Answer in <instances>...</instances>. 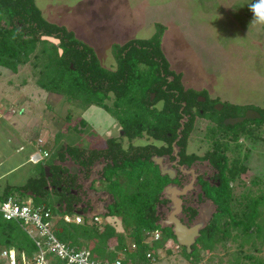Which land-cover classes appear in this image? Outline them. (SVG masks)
<instances>
[{
	"label": "trees",
	"instance_id": "16d2710c",
	"mask_svg": "<svg viewBox=\"0 0 264 264\" xmlns=\"http://www.w3.org/2000/svg\"><path fill=\"white\" fill-rule=\"evenodd\" d=\"M254 3L256 0L251 1ZM156 27L150 38L114 43L117 67L113 70L101 65L92 45L74 31L47 20L34 0H0V66L17 72L28 64L38 87L62 96L69 105L68 118H77L69 126L73 135L84 132L88 122L82 115L95 107L116 119L107 133L115 127L121 130L118 135L133 138L146 131L154 141L162 142L130 153L131 145L126 148L116 140L123 138L120 136L107 134L106 144L84 147L56 140V133L49 142L40 143L43 157L34 163V176L18 186L6 185L0 205L9 196L19 202L32 198L34 205L49 212L51 232L59 241L78 250L88 249L90 258L99 261L111 262L122 254V264H154L162 251L172 253L167 247L172 241L179 244L180 253L190 264L200 262L202 252H212L218 244L224 251L234 248L227 261L219 264H264V176L247 184L250 171L245 167L252 145L262 140L255 130L264 124V105L259 108L224 101L217 109L214 105L220 101L218 98H208L206 90L185 87L182 72L171 68L161 47L165 25L158 22ZM200 96L205 100L201 101ZM75 107L79 109L76 115ZM248 109L260 116L233 125L224 123L227 117L243 116ZM195 116L212 122L208 132L214 140H209L211 149L203 155L186 150ZM246 140L252 145L244 146ZM155 155H168L176 162L177 170L184 166L180 169L183 172L199 161H206L209 168H199L196 173L189 170L190 179L177 185V175L164 172L154 160ZM68 158L79 172L63 167ZM93 165L100 166L99 175L90 180L88 188L109 194L110 198L101 212V223L95 219L101 214L88 218V212L83 213L92 206L88 200L81 203L76 192L80 188L78 174L87 178ZM45 167L49 168L48 174ZM195 185L199 186L195 194L198 201H210L214 209L187 248L178 243L173 224L160 223L162 208L171 200L163 190L169 186L187 193ZM178 208L188 221L198 212L186 203ZM79 214L83 217L81 223L64 219V215ZM155 232L160 234L158 239H153ZM38 240L44 246L45 238ZM40 246L24 230L21 219H7L0 211V253L14 248L20 261L22 253L30 257ZM46 255L49 264H65L55 253Z\"/></svg>",
	"mask_w": 264,
	"mask_h": 264
},
{
	"label": "rangeland",
	"instance_id": "374dc122",
	"mask_svg": "<svg viewBox=\"0 0 264 264\" xmlns=\"http://www.w3.org/2000/svg\"><path fill=\"white\" fill-rule=\"evenodd\" d=\"M34 1L47 20L74 31L78 38L92 45L101 65L113 70L117 67L113 44H123L133 38H150L157 31L156 23L159 22L165 25L161 38L163 53L171 68L182 72L185 87L206 90L208 98L220 100L214 105L215 108L221 105L219 109L224 101L252 104L259 108L264 105V29L249 10L252 0ZM200 100L204 101V96H200ZM156 106L160 108L161 103H156ZM67 107L69 105H66L62 96L45 91L35 84L28 64L19 67L17 72L0 66V175L13 168L7 175L0 177V196L6 185L18 186L34 176L35 165L29 157L36 151L43 154L42 143L39 144L38 140L49 142L58 133L56 140L94 147L106 144L107 134L120 136L118 134L121 130L116 131L115 127L111 129L113 132L107 133L109 126L113 125L112 120L116 119L95 107H90L82 115L88 122L84 132L73 135L69 126L76 117L72 120L68 118ZM73 112L76 115L79 109L75 107ZM211 124L208 119L195 116L193 130L187 141V153L203 155L211 149L209 140H214L208 132ZM255 132L260 134V143L252 145L249 140L243 142L244 146H253L245 161V167L250 171L247 184L264 176V124L256 128ZM120 137L123 138L116 140H121L123 146L129 148L131 145L130 153L150 143L157 146L162 144L154 141L146 131L141 137ZM20 142L23 145L21 149ZM173 148L176 150L177 146L173 145ZM228 154L233 156L230 152ZM153 158L164 172H176V162L168 155H155ZM72 163L68 158L62 165L70 167ZM202 167L208 169V163L194 162L189 170L196 173ZM91 169L87 178L78 174L80 188L76 191L81 203L88 200L89 206H92L89 212L88 209L83 211L89 215L93 211L99 213L96 207L101 208L110 200L109 194L103 193L104 196L99 197L97 190L88 188L90 180L98 177L100 166L93 165ZM180 169L184 170V166H179L178 171L183 176L191 175L189 170L182 172ZM192 188L195 189H188L187 193L182 191L183 194L180 190L172 191L178 202H175L176 206L182 204L180 195H184L187 201L190 199L187 204L197 208V215L192 220L188 221L181 209L170 206L172 199L171 203L162 208V222L175 225L176 221L180 238L186 243L191 242L197 229L206 223L214 209L210 201H198L195 195L198 185ZM240 188L237 184L236 190ZM165 194L170 196L168 192ZM98 216L101 223L104 215ZM165 217H171L170 221L165 222ZM151 239L152 236L148 238ZM167 247L171 248L172 253L162 251L160 259L154 264H190L180 253V247L176 248L172 241L167 243ZM262 247L261 254L264 255V245ZM232 250L234 248L224 251L218 244L212 252H202V259L197 264L225 263ZM2 260L0 263L6 264Z\"/></svg>",
	"mask_w": 264,
	"mask_h": 264
},
{
	"label": "built area",
	"instance_id": "2783aa9c",
	"mask_svg": "<svg viewBox=\"0 0 264 264\" xmlns=\"http://www.w3.org/2000/svg\"><path fill=\"white\" fill-rule=\"evenodd\" d=\"M38 143H42V140H38ZM44 155H47L44 152ZM43 155L37 151L30 156L33 162L41 160ZM0 211L7 219H21V224L28 235L33 238L37 245L40 246V240L38 237L45 238L44 246L39 247V251L32 256L21 254V260L18 261L16 251L13 249L2 250L0 256L4 259L6 264H49L47 253H55L56 256L64 260L65 264H122L123 255L119 254L111 262H104L90 258V252L88 249L78 250L74 246H69L59 241L51 232V223L47 219L49 218V212L45 211L41 206H36L33 203L32 198L21 199L20 202L13 196H9L0 205ZM64 219L68 222L74 221L76 223L82 222L81 215H64ZM160 234L155 232L153 239H158ZM178 248V244H175ZM152 261L154 258L149 253Z\"/></svg>",
	"mask_w": 264,
	"mask_h": 264
},
{
	"label": "water",
	"instance_id": "95a60500",
	"mask_svg": "<svg viewBox=\"0 0 264 264\" xmlns=\"http://www.w3.org/2000/svg\"><path fill=\"white\" fill-rule=\"evenodd\" d=\"M220 106L221 105H219V106H217L216 108L217 109H219L220 108ZM260 116V114L256 111V110H254V109H248V110H246V112H245V114L243 115V116H235V117H227L225 120H224V123L225 124H231V125H233V124H236V123H238V122H242L243 120H245V119H249V118H256V117H259ZM70 171L71 172H77V166L75 165V164H73V165H71L70 167ZM45 172L48 174L49 173V168L48 167H45ZM168 174H170L169 172H168ZM172 191H174V192H176L175 190H172V188H170L169 186H166L165 187V189L163 190V193H170V196H168V195H166L165 194V196L167 197V198H170V199H172V203L174 204V205H172V203H171V206H173V208H177V204H178V202H177V200H175L174 199V196L172 195L173 194V192ZM175 202H177V204H175ZM180 208V207H179ZM96 212H94V213H92L91 215H93V214H95ZM172 215H173V212L172 213H170V216L172 217ZM161 223V225L164 223V222H160ZM179 226V225H178ZM178 226L176 225V221H175V225H174V227H173V229H174V232H175V234H176V236H177V241H178V243H181V244H185L186 246H187V248H189V245L193 242V240H194V238L196 237V235L198 234V229L200 228H198L197 229V231H196V234L193 236V234H191V236H193V239L191 240V242L190 243H186L185 242V240L183 239V238H180V236H181V234L179 233V231H178Z\"/></svg>",
	"mask_w": 264,
	"mask_h": 264
},
{
	"label": "clouds",
	"instance_id": "9594fccd",
	"mask_svg": "<svg viewBox=\"0 0 264 264\" xmlns=\"http://www.w3.org/2000/svg\"><path fill=\"white\" fill-rule=\"evenodd\" d=\"M249 10L252 12L253 14V18L257 19L259 22L261 23H264V0H258V2L254 3V4H251L249 5ZM37 152V151H36ZM34 153V152H33ZM32 153V154H33ZM31 154V155H32ZM30 155V156H31ZM29 160L32 161L29 157ZM33 162V161H32ZM35 163V162H33ZM80 215V214H79ZM87 214V217L88 218H91L93 215H89ZM82 216V215H81ZM82 221H83V217H82ZM81 223V222H80ZM9 249H13L15 250L14 248H9ZM4 250H7V249H4ZM2 252V251H1ZM1 254V253H0ZM4 260V259H3Z\"/></svg>",
	"mask_w": 264,
	"mask_h": 264
},
{
	"label": "flooded vegetation",
	"instance_id": "af4514ba",
	"mask_svg": "<svg viewBox=\"0 0 264 264\" xmlns=\"http://www.w3.org/2000/svg\"><path fill=\"white\" fill-rule=\"evenodd\" d=\"M92 170V169H91ZM179 170V169H178ZM177 168H176V172H174V174H176L177 175V179H179L177 182H174V183H177V185H180L183 181H184V179H186V178H190L189 176L190 175H188V177L187 176H183L181 173H177ZM77 171H79V169L77 168ZM183 172V171H182ZM169 184H173V183H169ZM198 191V190H197ZM98 192V191H97ZM101 194V195H100ZM105 194V193H104ZM104 194H103V192H99V197H103L104 196ZM180 197H181V199H182V203H186V205H187V202H190V199L187 201V199H186V196H184V195H180ZM109 201V200H108ZM171 202V201H170ZM169 202V203H170ZM107 203V202H106ZM96 209L99 211V213H101V212H104V210L106 209V204H103L102 205V207L101 208H99V207H96ZM104 209V210H103ZM90 211V208H89V210H88V212ZM94 212H96V211H93V213ZM99 213H95V214H99ZM95 219L96 220H99V216L97 215V217H95ZM165 219H166V217H165Z\"/></svg>",
	"mask_w": 264,
	"mask_h": 264
},
{
	"label": "crops",
	"instance_id": "0c3cea01",
	"mask_svg": "<svg viewBox=\"0 0 264 264\" xmlns=\"http://www.w3.org/2000/svg\"><path fill=\"white\" fill-rule=\"evenodd\" d=\"M22 143L20 142V145H19V149H21L22 148ZM1 162V161H0ZM11 170H13V168H11L9 171H7L6 173H9ZM6 173H4V174H2V175H0V177H2L3 175H5ZM7 175V174H6Z\"/></svg>",
	"mask_w": 264,
	"mask_h": 264
}]
</instances>
